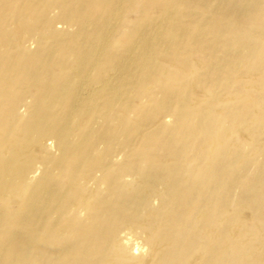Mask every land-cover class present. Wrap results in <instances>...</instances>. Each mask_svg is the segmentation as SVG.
I'll return each instance as SVG.
<instances>
[{
  "label": "bare ground",
  "instance_id": "6f19581e",
  "mask_svg": "<svg viewBox=\"0 0 264 264\" xmlns=\"http://www.w3.org/2000/svg\"><path fill=\"white\" fill-rule=\"evenodd\" d=\"M0 264H264V0H0Z\"/></svg>",
  "mask_w": 264,
  "mask_h": 264
}]
</instances>
